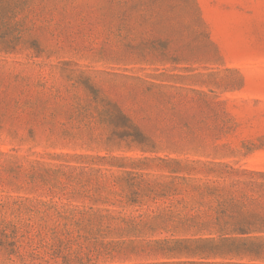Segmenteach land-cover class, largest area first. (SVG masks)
Segmentation results:
<instances>
[{
    "label": "rangeland",
    "instance_id": "374dc122",
    "mask_svg": "<svg viewBox=\"0 0 264 264\" xmlns=\"http://www.w3.org/2000/svg\"><path fill=\"white\" fill-rule=\"evenodd\" d=\"M36 8L37 47H0V264H60L57 249L77 250L78 227L58 213L146 220L196 205L165 190L212 177L202 163L264 170V0ZM114 105L149 147L115 134Z\"/></svg>",
    "mask_w": 264,
    "mask_h": 264
},
{
    "label": "trees",
    "instance_id": "16d2710c",
    "mask_svg": "<svg viewBox=\"0 0 264 264\" xmlns=\"http://www.w3.org/2000/svg\"><path fill=\"white\" fill-rule=\"evenodd\" d=\"M46 1L0 0V47H37L33 34L36 13L41 12L36 6ZM106 122L122 129L115 134L128 139V145L150 146L151 139L116 105ZM202 164L212 177L197 181L180 175L177 185L165 190L168 196L187 194L195 206L167 209L146 220L111 214L77 218L80 212L58 213V218L66 221L63 226L69 221L78 227V248L66 254L57 249L54 256L61 257L60 264H95L100 257L116 256L147 259L133 264H264V170L224 161ZM83 222L90 226L88 230ZM162 232L169 235L154 237ZM112 235L116 238H109Z\"/></svg>",
    "mask_w": 264,
    "mask_h": 264
}]
</instances>
